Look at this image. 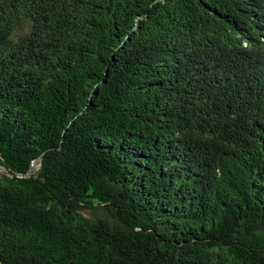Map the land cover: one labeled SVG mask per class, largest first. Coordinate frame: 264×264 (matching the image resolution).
<instances>
[{"label":"trees","instance_id":"1","mask_svg":"<svg viewBox=\"0 0 264 264\" xmlns=\"http://www.w3.org/2000/svg\"><path fill=\"white\" fill-rule=\"evenodd\" d=\"M0 165V264H264V0H0Z\"/></svg>","mask_w":264,"mask_h":264},{"label":"rangeland","instance_id":"2","mask_svg":"<svg viewBox=\"0 0 264 264\" xmlns=\"http://www.w3.org/2000/svg\"><path fill=\"white\" fill-rule=\"evenodd\" d=\"M27 32V27L25 26H20L16 29L15 32V37L17 38L20 35H24ZM0 173H5V169L0 165ZM87 214L91 215L89 211H87Z\"/></svg>","mask_w":264,"mask_h":264}]
</instances>
